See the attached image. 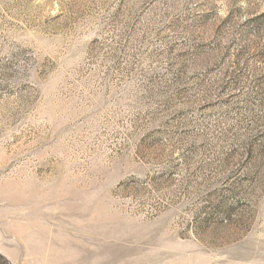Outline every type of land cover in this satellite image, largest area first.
Returning <instances> with one entry per match:
<instances>
[{
	"label": "rangeland",
	"instance_id": "374dc122",
	"mask_svg": "<svg viewBox=\"0 0 264 264\" xmlns=\"http://www.w3.org/2000/svg\"><path fill=\"white\" fill-rule=\"evenodd\" d=\"M0 264H264V0H0Z\"/></svg>",
	"mask_w": 264,
	"mask_h": 264
}]
</instances>
